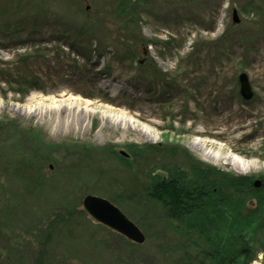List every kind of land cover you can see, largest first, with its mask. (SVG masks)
Wrapping results in <instances>:
<instances>
[{"label":"rangeland","instance_id":"374dc122","mask_svg":"<svg viewBox=\"0 0 264 264\" xmlns=\"http://www.w3.org/2000/svg\"><path fill=\"white\" fill-rule=\"evenodd\" d=\"M118 1L0 0V264H206L196 235L137 203L133 175L140 183L162 171L161 159L174 158L160 150L172 148L222 172L264 175V0L258 10L250 0H143L128 25L143 38L136 60ZM19 73L40 89L17 93ZM69 108L85 119L58 125ZM65 144L95 148L88 165ZM133 145L148 150L132 158ZM99 148L124 150L130 166ZM102 190L130 196L117 207L143 243L83 209L86 194L109 200ZM259 230L249 264L263 263Z\"/></svg>","mask_w":264,"mask_h":264},{"label":"trees","instance_id":"16d2710c","mask_svg":"<svg viewBox=\"0 0 264 264\" xmlns=\"http://www.w3.org/2000/svg\"><path fill=\"white\" fill-rule=\"evenodd\" d=\"M142 6L143 0H119L116 7L117 14L125 20L122 25L125 31L121 38L122 44L129 49L128 55L134 60L137 59L135 49L143 38L139 31H130L133 28L128 25L135 23L132 15H139ZM246 6L253 10L260 9L256 0L248 1ZM258 15L259 12L255 17ZM224 34L227 36V30ZM226 39L228 43H232L231 38ZM137 64L141 65L140 60H137ZM17 77L15 85H20L17 93L25 95L30 90L40 89L32 79H26V75L19 73ZM62 146H65L67 155H71L73 160H83L84 164L85 160L87 165L91 161V151H95V148L86 146ZM49 148L55 149L52 146ZM128 150L132 152V158H137L148 149L133 145ZM97 151L108 157L118 153L119 162L130 166L126 163L129 154L124 150L120 149L116 153L111 148H99ZM162 151L171 153L174 158L161 159L162 166L159 169L162 171L146 172L144 182L140 183L135 175L132 177L136 181L133 188L137 203L147 210L155 207L160 209L167 222L176 230L182 229L185 236L196 235L201 243L199 248L202 261L206 264H249L250 257L256 250V240L261 237L255 231L261 232L259 229L264 226V175L259 179H252L232 172H222L197 161L185 150L172 148L161 149L160 152ZM32 157L33 154L28 155L27 160L30 161ZM102 191L96 194H102L116 206L126 208L130 196ZM248 200L254 201L253 207L246 206ZM73 211L67 212L70 218ZM253 233L255 238L249 236ZM261 250L264 254V248Z\"/></svg>","mask_w":264,"mask_h":264},{"label":"water","instance_id":"95a60500","mask_svg":"<svg viewBox=\"0 0 264 264\" xmlns=\"http://www.w3.org/2000/svg\"><path fill=\"white\" fill-rule=\"evenodd\" d=\"M231 18L234 24L240 22L236 10L232 11ZM237 81L240 96L244 100L250 99L253 92L247 74L240 72L237 76ZM82 206L98 223L107 226L134 243L141 244L144 242L145 236L139 227L109 200L98 195L86 194L82 198Z\"/></svg>","mask_w":264,"mask_h":264},{"label":"bare ground","instance_id":"6f19581e","mask_svg":"<svg viewBox=\"0 0 264 264\" xmlns=\"http://www.w3.org/2000/svg\"><path fill=\"white\" fill-rule=\"evenodd\" d=\"M67 112V114H64V116L58 121V125L60 126H72V125H79L83 119H85V116L81 112H77L75 109H66L63 111V113ZM69 112H71V115H69Z\"/></svg>","mask_w":264,"mask_h":264}]
</instances>
